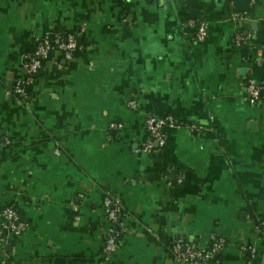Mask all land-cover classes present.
Wrapping results in <instances>:
<instances>
[{"label":"crops","instance_id":"0c3cea01","mask_svg":"<svg viewBox=\"0 0 264 264\" xmlns=\"http://www.w3.org/2000/svg\"><path fill=\"white\" fill-rule=\"evenodd\" d=\"M56 32L74 36L71 58L53 49L17 98L25 58ZM248 78L264 83V0H0V212L26 224L14 237L0 215V259L181 264L177 239L215 235L210 264H264V101ZM148 115L179 124L142 150ZM108 196L124 214L107 254Z\"/></svg>","mask_w":264,"mask_h":264},{"label":"built area","instance_id":"2783aa9c","mask_svg":"<svg viewBox=\"0 0 264 264\" xmlns=\"http://www.w3.org/2000/svg\"><path fill=\"white\" fill-rule=\"evenodd\" d=\"M231 2V0H230ZM236 16V14H232ZM187 25L193 30L192 38L195 42H201L206 37L207 25L204 22L188 20ZM238 40L243 39L237 37ZM76 46L75 38L71 34L51 33L41 37L32 53L24 61V76L17 79L12 87V93L17 98L25 100L28 98V87L34 83L36 76L43 67V62L53 49H60L66 59H70ZM247 99L250 103L264 101V83L257 84L253 79L246 80ZM131 108L135 103H129ZM172 116L165 115L158 117L148 115L144 119V127L147 131V140L144 142L142 150H151L153 147H160L165 142L163 129L167 126L178 125ZM113 127H120L119 124H112ZM189 129L194 130V125H187ZM180 181V179H179ZM105 218L109 223L108 232L104 243V252L110 253L115 250L118 238L122 229L123 211L118 203L112 197L105 198L104 201ZM2 226L9 230L14 237H18L26 229V224L21 219L18 211L11 205H6L0 212ZM259 233L264 238V220L259 221ZM223 239L215 235L211 236V244L208 248L194 247L182 239H177L172 245V251L181 264H210L211 260L221 250ZM0 264H7L5 259H0Z\"/></svg>","mask_w":264,"mask_h":264}]
</instances>
